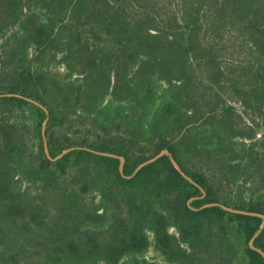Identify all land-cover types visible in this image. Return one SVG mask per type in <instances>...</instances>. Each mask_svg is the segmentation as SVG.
I'll return each instance as SVG.
<instances>
[{
  "label": "trees",
  "instance_id": "1",
  "mask_svg": "<svg viewBox=\"0 0 264 264\" xmlns=\"http://www.w3.org/2000/svg\"><path fill=\"white\" fill-rule=\"evenodd\" d=\"M12 24L0 93L47 108L51 158L44 109L0 96V264H158L150 232L171 264H264L236 246L261 217L201 207L264 214V0H0Z\"/></svg>",
  "mask_w": 264,
  "mask_h": 264
},
{
  "label": "rangeland",
  "instance_id": "2",
  "mask_svg": "<svg viewBox=\"0 0 264 264\" xmlns=\"http://www.w3.org/2000/svg\"><path fill=\"white\" fill-rule=\"evenodd\" d=\"M17 28V25L16 24H12V25H10V27L5 31V32H3L2 34H0V71L2 70V68H4L6 65H5V59H4V57H3V55H2V45H3V40H4V36L5 35H7V34H9L11 31H13V30H15ZM36 48V47H35ZM35 48L33 47V46H30V47H28V49H27V60L25 61V63H28V61L30 60V59H34V57L36 56L35 55ZM39 61V60H38ZM44 61V64H46L45 62V60H43ZM33 64H35L34 63V60L32 61V65ZM56 67V70L60 73V74H64L65 72H66V70L64 69V67L61 65V64H56L55 65ZM6 84V81L4 80V81H0V87L1 86H4ZM7 91V90H6ZM4 92V91H3ZM5 95V96H16V97H21V98H24V99H26V100H28V101H30V102H32V103H34V104H36V105H38L37 103H40L39 101H37L36 99H33V98H31V97H28V96H24V95H22L21 93H18V92H8V93H0V96H2V95ZM37 102V103H36ZM40 104H42V103H40ZM4 106L6 107V108H10V106H11V104L10 103H4ZM38 106H40V105H38ZM44 106V105H43ZM235 106H236V108H237V110L239 111V110H242L241 109V107H240V105L238 104V103H235ZM41 107V106H40ZM45 107V106H44ZM42 108V107H41ZM44 109V108H43ZM46 109V110H45ZM45 109H44V111H45V115H44V120L42 121V123H41V133H42V135H43V145H46L47 146V142H46V133H45V129H46V125L48 124V121H49V117H48V110H47V108L45 107ZM25 113H24V123H23V125L25 126V133H24V136H25V138H26V142H27V151L28 152H30V148H31V143H32V130H33V126H35V117L33 116V115H30L27 111H24ZM47 118V119H46ZM45 120H46V122H45ZM58 121H60V120H58ZM58 123V122H57ZM257 132H259L260 134H263V129L262 128H258L257 129ZM243 138H245L244 140H246V141H248V137H243ZM256 138H260V137H258V135L256 134ZM61 142H63V140L61 141ZM118 144H120L121 146H123L124 148H128V145L127 144H125L124 142H121V141H119L118 142ZM70 148V147H69ZM73 148V147H72ZM71 148V149H72ZM32 149H33V145H32ZM43 149H44V153L46 154V152H45V148L43 147ZM68 148H66V149H63L59 154H57V156L56 157H59V156H61L63 153H65V152H67L68 150H67ZM47 150H48V148H47ZM65 150H67V151H65ZM149 150H150V148H148V147H146V146H144V148H140V147H138V148H135V151L134 152H140V151H143L141 154H148L149 153ZM162 150H164V149H162ZM162 150H160L159 152H161ZM95 152H98V153H104V154H106V153H108V152H102V151H98V150H94ZM158 152V153H159ZM158 153H156V154H158ZM141 154L140 155H135L134 153H133V155L131 156V158L129 159V162H128V167L129 168H131V166L136 162V161H138L137 160V158H139V156H141ZM156 154H154V155H156ZM154 155H152V156H149V157H147L145 160H147V159H149V158H151V157H153ZM46 156L48 157V158H51L50 157V155L48 156L47 154H46ZM117 157L119 156V155H116ZM124 161H125V159H124ZM144 161V160H143ZM143 161H141V162H143ZM140 162V163H141ZM139 163V164H140ZM139 164H137L136 165V167L139 165ZM135 167V168H136ZM135 170V169H134ZM133 170V171H134ZM185 178H188V176L186 177L185 176ZM191 182H193L194 183V181L192 180V179H189ZM22 182H28V181H26V180H24L23 179V181ZM238 183V182H237ZM237 183H236V185H231L230 186V191L232 192V194H233V196L234 197H238V195H237V193H234L235 192V189H236V186H237ZM239 184H241V182H239ZM245 186V188H244V190L242 191V194H244V197L246 198V200H249V199H252V198H256L258 195L257 194H251L250 192H248V186L247 185H244ZM251 194V195H250ZM193 197H191L188 201H190L191 199H192ZM211 205H218V206H220V207H222L223 209H226V210H229V211H232V212H237V213H242V214H249V215H254V216H259V217H261V215H264L263 213H260V212H257V211H248V210H245V209H239V208H234V207H231V206H227V205H224V204H222V203H220V202H214V201H211V202H205L204 204H202L201 205V207H207V206H211ZM262 218V217H261ZM246 225H248V227H252L253 226V222H251V220L249 219V220H247L246 221V223H245ZM243 225L244 227L246 226V225ZM168 230L170 231V232H172V233H175L176 234V229L173 227V226H169V228H168ZM257 232V231H256ZM256 232L248 239V241H247V239L245 238V236L241 233V234H239V236H238V243H236V246H237V248H243V247H240V246H242V245H245V242H248V244H250V243H252V241L254 240V237L256 236L255 234H256ZM255 235V236H254ZM149 239H150V245H149V247H148V249H147V251L144 253V257L146 258V259H152V260H154L155 262H157L158 264H171V262L170 261H168L166 258H165V256L159 251V250H157L156 249V247H155V245H154V236H153V233H149ZM182 245H183V243H181ZM184 246H185V243H184ZM263 251V250H262Z\"/></svg>",
  "mask_w": 264,
  "mask_h": 264
},
{
  "label": "water",
  "instance_id": "3",
  "mask_svg": "<svg viewBox=\"0 0 264 264\" xmlns=\"http://www.w3.org/2000/svg\"><path fill=\"white\" fill-rule=\"evenodd\" d=\"M36 103H37V102H36ZM37 104L40 105L42 108L45 109V107H44L42 104H40V103H37ZM45 110H46V109H45ZM46 119H47V118H46ZM45 122H46V120H45ZM44 148H45V152H46V154L49 156V153H48V150H47V146L44 145ZM71 148H72V147L68 148L67 150H69V149H71ZM67 150H65V151H67ZM106 154H108V153H106ZM162 154H168V155H170V152H169L167 149L162 150L161 152H159L158 154L154 155L153 157H151V158H149V159L144 160L143 162H141V163L135 168L134 172H136L140 167H142V166L145 165L146 163H149V162L155 160L157 157L161 156ZM170 156H171V155H170ZM118 158H119V160H120L119 168H120V170H121V169H122V166H123V163H124V157H123L122 155H119ZM171 161H172V163L174 164L175 168H176L177 170H179V172H180L181 174H183L184 176H186V174L180 169L178 163H177L172 157H171ZM134 172H133V173H134ZM186 177H187V176H186ZM261 217H262V220H263V221H262V224H261L260 228H261V227L263 226V224H264V215H261ZM259 230H260V229H259ZM259 230L256 232L255 235H257V233L259 232ZM255 235H254V236H255ZM250 246L253 247V248H255V249H257V250H258V251L264 256V251H262V250L259 249V248L254 247V246L252 245V243H250Z\"/></svg>",
  "mask_w": 264,
  "mask_h": 264
}]
</instances>
